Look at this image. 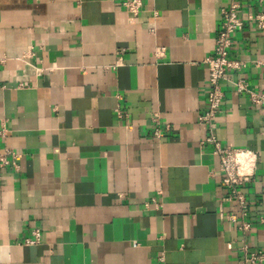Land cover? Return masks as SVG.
Returning <instances> with one entry per match:
<instances>
[{
	"label": "crops",
	"instance_id": "1",
	"mask_svg": "<svg viewBox=\"0 0 264 264\" xmlns=\"http://www.w3.org/2000/svg\"><path fill=\"white\" fill-rule=\"evenodd\" d=\"M123 1L0 0V152L22 155L0 171V264H241L242 241L264 252V108L233 90L244 78L264 94L252 65L264 33L233 35L229 58L246 67L220 82L209 129L204 59L230 0H144L134 23ZM237 1L242 17L264 13ZM209 133L257 153L243 235L219 218L236 206Z\"/></svg>",
	"mask_w": 264,
	"mask_h": 264
},
{
	"label": "built area",
	"instance_id": "2",
	"mask_svg": "<svg viewBox=\"0 0 264 264\" xmlns=\"http://www.w3.org/2000/svg\"><path fill=\"white\" fill-rule=\"evenodd\" d=\"M143 1L126 0L121 3L130 23L135 22L141 11ZM257 2L263 4L264 0H257ZM240 9L241 5L237 0H230L228 5L221 9L220 29L214 41L213 54L204 59V64L208 70L206 107L203 113L199 115L198 122L209 129H212L213 121L220 113L221 103L224 98L220 82L224 79L227 72L241 70L246 67L244 62L229 58L233 35L242 29L245 24H251L264 33V13L259 11L251 12L242 17ZM252 65L255 69L261 71L264 79V56L259 60L253 61ZM233 90L238 95H245L251 105L264 108V94L250 89L246 79L237 80L233 84ZM151 122L158 126V116L155 114L151 115ZM4 134L5 126L4 123H1L0 137H4ZM152 134L156 138L160 137L158 128H155ZM201 144H209L212 147L211 155L218 159V172L221 175V183L228 190V195L223 201L232 202L236 206L235 213L224 215L220 212L219 218L221 221L233 224L237 231L243 235L249 230L250 225L246 221L248 214L247 202L244 195L239 192V189L255 181L258 169L257 153L246 148L223 147L212 133H209L201 141ZM21 156L20 153L13 149L3 148L0 152V171L5 168H11L16 171ZM259 223L264 225V215L259 218ZM39 241L40 231L34 229L31 231V237L25 240V244L36 245ZM239 250L242 254L241 264H264V252L262 250L251 251L243 241Z\"/></svg>",
	"mask_w": 264,
	"mask_h": 264
}]
</instances>
